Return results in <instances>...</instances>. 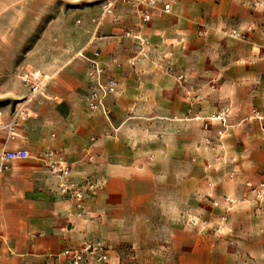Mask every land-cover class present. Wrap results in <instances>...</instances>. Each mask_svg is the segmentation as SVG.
Returning <instances> with one entry per match:
<instances>
[{
    "label": "crops",
    "instance_id": "0c3cea01",
    "mask_svg": "<svg viewBox=\"0 0 264 264\" xmlns=\"http://www.w3.org/2000/svg\"><path fill=\"white\" fill-rule=\"evenodd\" d=\"M253 1L264 2L177 0L170 14L156 9L143 26L131 9L118 7L87 26L81 40L61 42L45 98L29 104L32 117L23 122L22 143L6 144L28 151L30 158L0 172V264H59L54 256L67 245L90 238L120 246L118 256L130 250L150 257L151 264H213L205 262L202 244H191L189 224L217 223L226 211L230 224L243 214L241 224L250 225L247 210L257 204L245 184L264 183V10L253 9ZM225 26L255 31L236 41L223 36ZM122 30L147 44L108 37ZM140 51L144 56L138 58ZM136 58L135 73L125 72ZM111 61L124 72L94 78L101 86L113 80L114 94L89 112L87 72L92 64ZM151 64L167 65L170 73L163 78L139 71ZM193 64L201 66L197 73L189 72ZM142 93L164 97V104H145L138 99ZM191 95L197 100L191 102ZM51 146L71 162L74 181L100 185L83 215L42 162ZM86 148L91 162L82 153ZM195 155L202 161L193 165ZM214 181L216 188H207ZM210 196L222 204L214 216L201 204ZM159 224L168 226L165 234L155 227ZM259 237L261 231L238 229L229 254L235 250L246 258L249 242ZM196 255L202 260H193ZM243 259L235 264H249Z\"/></svg>",
    "mask_w": 264,
    "mask_h": 264
},
{
    "label": "rangeland",
    "instance_id": "374dc122",
    "mask_svg": "<svg viewBox=\"0 0 264 264\" xmlns=\"http://www.w3.org/2000/svg\"><path fill=\"white\" fill-rule=\"evenodd\" d=\"M176 1L177 0H154L155 4L150 7L146 6L143 0H0V148L5 144L7 138V129L4 125L9 122L17 104L29 94V87L25 81L26 77L36 73H39L45 78L52 76L58 67L61 42L69 40L70 37L74 40H81V33H83L87 26L90 24L98 25L102 19V14H110L118 7H127L131 9L138 19L137 26H143L151 22V13L156 9H160L162 14H170L172 6ZM108 4H111V7L106 11L105 7ZM165 4L171 5L170 13L164 12L163 9ZM251 7L253 9L258 8L264 10V2L253 1L251 2ZM144 12H149V21H142L140 13L142 14ZM238 29L232 26H225V28L222 29V34L225 38L230 40L246 41L247 33L255 31L253 26L247 27L246 32ZM261 31L264 33V29ZM108 37L122 38V40L125 39L131 42L136 40L140 42L141 47L144 46L143 44H147L146 39L141 40L139 36L133 34L131 31L123 32L122 30L121 32L112 34ZM112 46L113 42L110 43V47ZM135 56H138L139 58L143 57L144 54L140 51ZM138 58L129 62L130 70H125V72L128 71L135 73L131 68L135 69V61H137ZM199 67L201 68V66L197 64L190 65L189 72L197 73ZM139 71L142 74H153L163 78L170 73L169 66L163 64L142 65L139 67ZM117 72H124V66L116 61H111L110 64L100 62H98V64H92L90 71L87 72L89 86L90 89L92 88L91 94L86 102L89 112L95 110L90 108L91 103L102 108V102L107 98V95L114 94L113 89L115 85L113 80H110L107 85L100 88L98 86V83L100 84V82H95L94 78L100 79L101 77L102 79V76H105L108 73L111 75ZM179 78L184 81V77ZM144 83L145 81L142 82V85H144ZM96 84L98 86L97 88L100 90L99 93L94 90ZM143 92H145V90H143ZM146 92L149 93L150 91ZM43 93L45 94V90ZM190 98L191 102L197 100V96L191 95ZM138 99L145 104H150L151 102L155 104H164V97H149L144 96L142 93ZM21 128H23V123L16 128L15 131L17 135L9 140L11 144L20 145L22 143L23 139L20 136ZM29 140L34 142L36 141V138L30 137ZM206 146L209 147V145ZM52 148V150L48 149L43 152L45 160L42 162L47 166L49 172L52 171L54 165L53 162L57 159L55 156L59 154V151L54 149L56 147ZM50 152H53V157L48 155ZM86 152L87 148L82 150L84 155ZM89 158L92 157L90 155L85 157L88 162H91L89 161ZM62 160L69 168L68 179L74 181V179L71 178V162H68L65 159ZM200 161H202L201 157L197 155L190 159V163L193 165L198 164ZM205 165H207L206 167L210 166L211 168L209 163H206ZM74 182L79 183L80 185H85L87 182L93 181L90 179H84ZM93 183H95L97 187L86 197L83 212L78 214V211L74 207L79 216L84 214L85 205L88 199L95 195L94 193L100 188V185L97 182L94 181ZM251 184L259 185L264 183ZM206 186L207 188L212 186L215 189L216 183L215 181L212 183L208 182ZM245 187L247 188V191L251 193L246 185ZM59 192L67 197V195L63 194L60 190ZM252 196V201L257 204V207L255 209L247 210L249 213L248 215L251 217L252 223L250 225H247V223L244 225L241 224L243 214L237 216L233 220V223L230 224L226 218V211H224V214L222 215L226 220L221 223V229H219L221 216L217 223H214L211 220L209 223L202 225H196L194 222V224L192 222L189 224L191 235L193 239H195L191 244L200 243L204 246L206 263L235 264L238 260L243 259L242 257L238 258L237 255H239V252L236 254L235 250L234 255L231 256L229 254L231 250L228 249L233 245L231 239L236 231L246 227L251 233L257 234L261 231L263 237H259V239L249 242L250 247L247 251L249 253H247V257L243 260H247L246 263L248 262L249 264H264V219L261 220L260 224L254 222L256 217H264V195L262 197H256L252 194ZM220 201L221 200L212 199L210 196L206 197V200L202 199L201 204L207 208L206 214L213 215L216 210L222 207ZM234 203L237 204L238 202H231V204ZM155 227L159 230V233L165 234L168 226L159 224ZM197 232L205 235L204 241L197 240L199 239ZM84 242L101 244L106 248L108 256L106 261H98L95 257H89L86 260V264H151L150 257L135 256L133 255L135 252L130 250L125 251L118 256L116 251L121 249L120 246L118 247L119 249H113L104 241L94 238L79 241V243L69 244L63 250L70 247H79ZM213 249H217V252L219 253L215 257H211L210 255L212 254L211 251ZM193 260L196 262L201 261L202 256L196 255ZM163 261L166 262L165 258Z\"/></svg>",
    "mask_w": 264,
    "mask_h": 264
},
{
    "label": "built area",
    "instance_id": "2783aa9c",
    "mask_svg": "<svg viewBox=\"0 0 264 264\" xmlns=\"http://www.w3.org/2000/svg\"><path fill=\"white\" fill-rule=\"evenodd\" d=\"M146 6H153L155 4L154 0H143ZM111 7V4H108L105 7V10L108 11ZM164 12L170 13L171 5L165 4ZM142 21L146 22L150 20L149 12L140 13ZM26 83L29 87V96L25 100L19 102L14 109L11 118L4 127L7 129V138L5 144L0 149V172L8 170L9 166L13 162L26 160L30 158L28 151L24 149H8L6 147L7 142L16 135V128L23 122H26L29 118L32 117V113L29 107V104L33 100H41L44 97V90L48 81V78L42 77L39 73L32 74L26 77ZM98 82V81H97ZM98 86H102L98 83ZM91 109H95L96 105L90 104ZM218 137L221 138L222 135L218 134ZM205 145H210L211 141L209 139L204 140ZM50 157H53V152L48 154ZM53 162L52 173L57 175L59 179L58 188L63 193L66 194L68 199L73 203L74 207L78 211V214H81L84 209V201L88 194L93 192L97 185L93 182H87L85 185H80L79 183L70 181L69 168L63 160L58 157ZM92 160V158H89ZM207 168H210L208 166ZM230 181L234 180V174L230 173L227 176ZM251 193L256 197H262L264 195V184L253 185L251 183L245 184ZM227 202L231 203V200L226 199ZM217 205L216 203H214ZM226 218L224 216L220 217L219 229L222 228L221 223L225 222ZM89 257H95L98 261L107 260V250L104 246L98 243L93 242H84L79 247H70L63 250L60 254L56 255L54 258L59 262V264H86V260ZM62 262V263H61Z\"/></svg>",
    "mask_w": 264,
    "mask_h": 264
}]
</instances>
